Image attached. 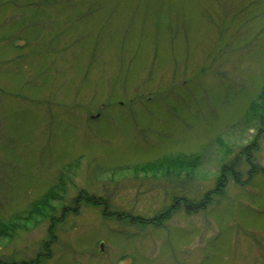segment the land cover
Here are the masks:
<instances>
[{
  "label": "rangeland",
  "instance_id": "rangeland-1",
  "mask_svg": "<svg viewBox=\"0 0 264 264\" xmlns=\"http://www.w3.org/2000/svg\"><path fill=\"white\" fill-rule=\"evenodd\" d=\"M263 84L264 0H0V264H264Z\"/></svg>",
  "mask_w": 264,
  "mask_h": 264
},
{
  "label": "trees",
  "instance_id": "trees-1",
  "mask_svg": "<svg viewBox=\"0 0 264 264\" xmlns=\"http://www.w3.org/2000/svg\"><path fill=\"white\" fill-rule=\"evenodd\" d=\"M256 116L259 117V122L262 124L264 122L263 119V115H264V84L261 88V91L259 93V95L257 96V98L255 100H252L249 105L248 108L246 110V115L245 116ZM259 132L260 131H264L261 127V125L259 126ZM259 132L258 135H259ZM254 143V142H253ZM249 147V146H248ZM250 155L248 153H246V157H245V161L248 165V170L247 172H253L256 170V167L253 165V162H251L252 160L250 159ZM172 165V167L176 166V167H188V168H197L200 167V165L202 164V156L198 153H192V154H184V153H177V154H172V155H166L160 158H157L154 161H148L145 162L141 165H137V168L146 170L149 168H158L161 167L162 165ZM135 167V166H134ZM250 168V169H249ZM230 171V172H229ZM229 171L223 169L222 170V174L221 177H219L215 183V188L212 191H209L208 193H206L204 196V201L207 202V200H209L211 197L210 195H215V194H220L222 193V187L226 181L227 175H232L233 179L235 180L236 183L238 184H244V181L240 180V173L238 171H235L234 169H229ZM58 186L60 185H56L54 187H51L43 196H41L38 200H36V202H34L31 206V208L28 211H25V213H21L20 215H15L12 219L8 220L6 223H1L0 222V235L1 236H7L10 234L14 233V230L10 231V232H6V224H11L13 223L12 221H23L28 222V221H34V216H40L39 221L41 220H45V218L50 219V230L54 229V220L55 218H58L54 212L53 209H49L48 208V203H47V199L49 196H52L54 193V191L58 188ZM81 200V199H80ZM104 199L103 198H89L87 201V204H92V205H102ZM185 202V207H194L201 205V203H193V202H189V201H184ZM187 202V203H186ZM72 208V207H71ZM107 208H104V212L105 214H107L108 212H106ZM172 209L174 208H170V209H166L165 211L159 213L157 216H154L153 218H147L145 219V223H147L148 225H162L163 222L170 216V213L172 212ZM66 210H68V208H66ZM72 210V209H71ZM75 210V209H73ZM64 214H66L68 211L65 212V210L63 209ZM76 211V210H75ZM61 213V214H62ZM60 214V220H58L56 223H58L59 221H61V218L63 217V215ZM109 215L113 213H108ZM120 216H125V215H120ZM140 217L137 216H132L129 215V220L128 222L130 224H136L139 220ZM59 219V218H58ZM34 223H36V220L34 221ZM13 225V224H11ZM16 227H19L18 225ZM15 227V228H16ZM12 228H14V225L12 226ZM14 228V229H15Z\"/></svg>",
  "mask_w": 264,
  "mask_h": 264
},
{
  "label": "flooded vegetation",
  "instance_id": "flooded-vegetation-1",
  "mask_svg": "<svg viewBox=\"0 0 264 264\" xmlns=\"http://www.w3.org/2000/svg\"><path fill=\"white\" fill-rule=\"evenodd\" d=\"M250 169V168H249Z\"/></svg>",
  "mask_w": 264,
  "mask_h": 264
}]
</instances>
